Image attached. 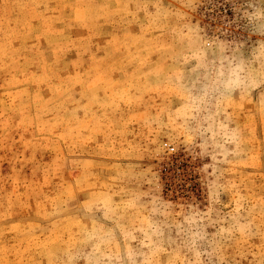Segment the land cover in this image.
I'll return each mask as SVG.
<instances>
[{"label": "rangeland", "instance_id": "374dc122", "mask_svg": "<svg viewBox=\"0 0 264 264\" xmlns=\"http://www.w3.org/2000/svg\"><path fill=\"white\" fill-rule=\"evenodd\" d=\"M0 264H264V0H0Z\"/></svg>", "mask_w": 264, "mask_h": 264}]
</instances>
